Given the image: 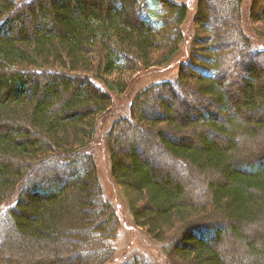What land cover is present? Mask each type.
Returning <instances> with one entry per match:
<instances>
[{
  "label": "trees",
  "instance_id": "1",
  "mask_svg": "<svg viewBox=\"0 0 264 264\" xmlns=\"http://www.w3.org/2000/svg\"><path fill=\"white\" fill-rule=\"evenodd\" d=\"M242 3L197 0L211 72L181 64L175 80L139 90L105 136L131 221L165 264H264V47L251 44ZM187 12L172 0H0V263L112 262L120 221L90 149L96 121L126 75L178 52ZM247 16L262 37L264 0ZM190 99L195 114L177 113ZM153 149L169 158L162 172ZM194 173L206 175L197 204L184 184ZM8 232L27 242L21 255L5 254Z\"/></svg>",
  "mask_w": 264,
  "mask_h": 264
},
{
  "label": "rangeland",
  "instance_id": "2",
  "mask_svg": "<svg viewBox=\"0 0 264 264\" xmlns=\"http://www.w3.org/2000/svg\"><path fill=\"white\" fill-rule=\"evenodd\" d=\"M150 2L151 0H147ZM177 3H183L187 6L188 12L186 19L184 21V25L181 27L183 31V41L180 44V48L178 52L171 58V60L166 63L163 66L160 67H152L146 70H141L136 73H130L126 75L127 77V88L124 91V93H111V99L112 104L111 106L102 113L97 121H96V127H95V133L90 145L91 152L93 153L96 169H97V176L98 181L101 186L103 196L112 204L114 207L119 221H120V228H119V234L118 238L115 240L113 245L115 246V255L112 259V262L110 264H136L134 259H137L139 262L144 263H158V264H165L162 251H161V245L152 242L151 240L146 237V235L137 227L134 226V224L131 221V217L129 216L128 208L121 197V194L119 192V188L115 185L113 182L110 172H109V159H108V153L106 149L105 144V136L110 128L112 122L117 120L118 118L126 117L128 116L129 112V105L135 94L141 90L142 88L148 86L151 83L154 82H162V81H173L175 80V77L177 76V72L179 69V66L181 64L188 63L191 61L193 65L198 63L199 65H195V69L197 72H200L202 74H207V72H211V66L210 63L203 62L200 59V56L202 55H208L210 58H208V61L211 60V50H209V44L211 42V33L208 31V27L203 24H198L193 20V17L195 15L196 11V5L197 0H172ZM250 5V0H243L242 3V10H243V17H244V30L245 32L250 36L252 42L251 44L255 49L263 48L264 47V35L262 37L257 36L253 30L251 23L249 22L247 11ZM150 8L153 9L155 12H158L157 5L151 4ZM222 6L215 10V13H223ZM256 27L260 30H264V26L261 24H255ZM196 55H199L196 57ZM207 56V57H208ZM195 63V64H194ZM193 68V69H194ZM209 68V70H208ZM194 69V70H195ZM262 81H264V77L262 78ZM239 95V94H237ZM191 100H189V103L183 104L185 105L181 110H179L177 113L183 112L188 116H192L195 114L196 110L195 107H192ZM203 114L204 111H198V114ZM130 133H135L136 131H129ZM140 137H143L142 134H138ZM258 143L264 144V132L260 133V136L258 138ZM152 148V147H151ZM128 151V150H127ZM153 152L156 154V162L160 165L157 167L158 172H162L164 169H162L163 165L169 164V158L162 152L154 150ZM142 159H147L145 156L142 155ZM145 161V160H144ZM174 171L173 174H179L180 176L185 175V170L182 167H173ZM197 181H192L191 184L184 183L186 186V192L187 194L192 197L191 200L194 203H200L204 196L206 195H199L198 190L200 189V183H202V180L205 178L204 173L196 174ZM188 178L193 177L190 173L187 174ZM12 201H10L8 204L10 205ZM6 204H3L0 206V224L4 221V214L6 210ZM2 231L0 230V237L2 235ZM8 238L6 240V243L4 244L6 246V251L15 248V251L12 249V253H14V256L21 255L24 252L23 243L27 244L26 241H21V239L18 241L16 239L15 234H11V232H8L7 235ZM17 241V242H16ZM16 242V243H15ZM19 242V244H18ZM28 245V244H27ZM29 245L28 247L30 248ZM28 248V249H29ZM11 251V250H10ZM8 252V251H7ZM51 252L54 254L56 250L51 249ZM224 252H227V250H224ZM4 254V256H5ZM49 254V252H48ZM7 255V254H6ZM227 257V256H226ZM228 258V257H227ZM232 259L229 258L228 262H231ZM240 260V259H239ZM41 263L46 264V261L44 258L40 260ZM1 262V261H0ZM3 264V263H0ZM23 264V263H19ZM33 264H36L33 261ZM62 264V263H60Z\"/></svg>",
  "mask_w": 264,
  "mask_h": 264
}]
</instances>
